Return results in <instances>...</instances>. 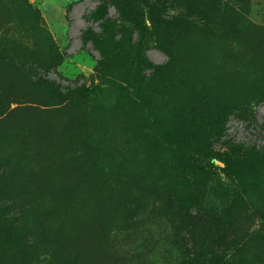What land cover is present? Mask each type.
Listing matches in <instances>:
<instances>
[{
	"label": "rangeland",
	"instance_id": "rangeland-1",
	"mask_svg": "<svg viewBox=\"0 0 264 264\" xmlns=\"http://www.w3.org/2000/svg\"><path fill=\"white\" fill-rule=\"evenodd\" d=\"M247 21L264 28V0H0L1 43L68 90L51 107L74 101L66 111L91 144L82 166L99 184L129 176L121 189L134 199L109 208L107 246L122 256L109 264H264V36ZM201 204L243 222L198 247L184 218ZM19 234L0 228V264L45 263L18 250Z\"/></svg>",
	"mask_w": 264,
	"mask_h": 264
},
{
	"label": "trees",
	"instance_id": "trees-1",
	"mask_svg": "<svg viewBox=\"0 0 264 264\" xmlns=\"http://www.w3.org/2000/svg\"><path fill=\"white\" fill-rule=\"evenodd\" d=\"M227 8L224 10L228 11ZM250 24L245 22V26L264 36V28L256 30ZM231 26L237 28L235 21ZM6 46L0 41V228L21 232L20 241L16 237L18 250L47 255L42 264L120 261L122 256L117 255L116 249L107 246L114 219L109 217V208L115 211L116 199L127 205L134 199L121 189L129 176L122 170L105 172L104 178V174L100 176V184L99 179L90 176L95 173L94 166L91 170L83 167L82 158L91 144L82 136L85 129L77 121L71 123L73 114L66 111L72 110L74 101H66L63 107L50 106L63 102L54 100L68 90L59 92L54 82L36 79L28 67V51L24 47L16 45L10 50ZM16 94L25 101H18ZM12 103L15 105L11 106ZM56 116H61L59 125L54 120ZM66 199L72 200L71 207ZM83 202L86 209L78 212ZM12 204H16V214L9 218L6 213ZM199 206L201 216L191 218L186 214L184 218L194 228L191 236L198 247L220 243L230 225L243 222L240 217L230 220L209 205ZM162 208L167 210L166 216L178 223L183 221L175 217L176 205L166 202ZM78 213L89 215L88 222L60 223L68 215ZM27 230L34 234L30 241L24 237ZM207 263L204 259L195 262Z\"/></svg>",
	"mask_w": 264,
	"mask_h": 264
}]
</instances>
